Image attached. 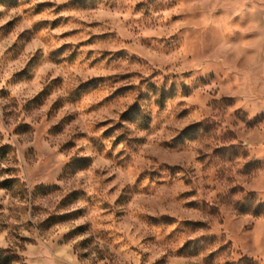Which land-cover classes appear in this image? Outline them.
Wrapping results in <instances>:
<instances>
[{
  "label": "rangeland",
  "instance_id": "374dc122",
  "mask_svg": "<svg viewBox=\"0 0 264 264\" xmlns=\"http://www.w3.org/2000/svg\"><path fill=\"white\" fill-rule=\"evenodd\" d=\"M0 264H264V0H0Z\"/></svg>",
  "mask_w": 264,
  "mask_h": 264
}]
</instances>
